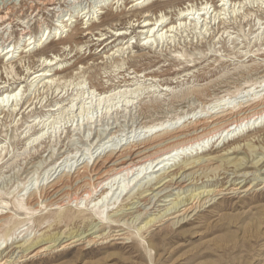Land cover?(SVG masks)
I'll return each mask as SVG.
<instances>
[{"label": "rangeland", "instance_id": "rangeland-1", "mask_svg": "<svg viewBox=\"0 0 264 264\" xmlns=\"http://www.w3.org/2000/svg\"><path fill=\"white\" fill-rule=\"evenodd\" d=\"M133 1L0 0V14H8L7 19L2 24L0 23V45L3 44L0 46V52L2 48L9 46L10 42L14 43L15 40H20L18 46L24 50L23 32H31L28 37L39 40L43 31H54L56 25L58 26L59 22L67 15L65 19L75 18L74 20H77L73 24L75 27L73 25L69 27L68 35L65 33L60 40L51 36L43 48L34 50L30 56H18L13 60L18 76L27 74L28 70L25 68H31L33 72L38 70L41 65L39 62L41 55L50 58L52 55L60 54V60L63 61L65 67L63 65L57 71L60 75L58 76L62 78L61 83L57 82L54 86L47 88L46 85L37 83L23 97L21 104L26 103V105L20 113L18 111L16 113L11 112L8 115L7 112L11 109L9 106L6 113L2 114L4 117L0 115V147L3 145L5 148L3 156L7 155L0 166V194L2 197L6 198L11 191H16L15 193L18 194L22 190L23 184H26V187L33 191L37 188L38 183L43 184L42 182H45L50 169L62 163L57 175L64 170L70 171L71 166H74L71 171L74 172L77 165L88 160L91 164L100 153L103 152L104 154L112 147L116 148L114 142L118 144L117 139H122V144L142 139L144 134L141 137L134 138V136L136 132L140 133L147 124L169 120L181 113L199 109L203 102L223 96L247 80L264 79V30L260 29L264 26V0L249 2L245 9H239L238 6L236 8L233 6L232 9V6H227L228 11L226 10L225 15L221 17L224 18V20L220 19L221 21L219 19L213 21V14L209 20L213 21V24L210 23L213 35L211 37H207V35L202 45H197L198 32L193 33V30H189L191 28L187 27L179 30V34L175 32L170 44L165 43L164 46L163 43H160L161 45L158 42V44L155 43L156 46L154 45V47L156 48L151 52L138 47L141 43L140 40L144 38L136 31V28L142 26L141 23L145 19L142 14L143 11L149 10L154 14V17L158 16L161 11L167 12L169 18H173L174 21L177 18L179 8H185L188 6L187 4L190 6L192 3L195 7H199L201 3L207 2V0H151L149 5L138 10L136 8L131 9ZM170 2L173 4L168 5L167 3ZM218 2L219 0H210L209 3L215 9ZM97 9L100 10L97 11ZM238 9L237 13H241L240 16L239 13H236ZM248 12L251 14H247ZM246 15L248 16L247 19L244 18ZM88 19H91L89 23L87 22ZM130 22L136 25L135 29L129 31V34L133 32L131 37L135 38L131 41L137 42L134 45L135 49L128 50L125 56H113L114 59L113 57H109V60L105 59L106 54L111 55L113 51L117 50V47H114L115 44H113L103 50L106 45L94 41L95 37L101 35L112 37L111 32L113 30L129 29L131 27ZM225 28H227L228 33H224ZM87 33L91 34L87 36ZM72 36H75L73 40H71ZM234 36L235 40H238L237 44H233L231 39L232 37L234 39ZM199 37L202 38L203 36L199 35ZM129 39L130 37H127L124 44ZM228 39L230 40L228 41ZM61 43L69 45L67 50H62ZM182 48L192 56L182 57V59L180 56H171L174 50ZM216 50L218 55L222 56H213L216 54ZM228 50L231 52L228 53ZM247 51L251 56L249 54L246 56ZM204 52L209 55L203 56L202 53ZM158 53L162 56H159ZM229 54L231 55L226 56ZM20 58L23 59L21 60L24 63H19ZM3 62L1 56L0 83L7 81L12 83L13 80L11 79L17 78L16 73L8 75L3 67ZM23 66L26 67L23 68ZM125 80H130L134 85L140 83V87L144 89L143 92L137 95L129 93L125 97H117L110 103L99 105L97 93L123 85ZM78 84H81V87ZM93 86L98 90L94 96L91 94L94 90ZM162 86H169L168 92H162ZM146 87H148L147 90ZM78 95L82 98L80 97L81 99L76 101L75 108L72 112H66L67 106ZM154 95L159 96V101L152 100ZM126 100L133 101L132 106L129 105L128 109ZM83 104L89 107V112L80 115ZM28 107L29 109L26 110ZM49 110L55 112H49ZM201 115L198 114V116ZM88 118H92L91 121ZM37 122L39 125H34ZM50 122L56 124L53 125ZM42 129H44L46 137L37 142L36 145L32 142L33 140L30 144L28 139H34L35 134ZM248 133L251 137L240 143L241 148L245 146L242 153L247 151L246 145L248 143L256 147L264 146V132L256 135H252L253 131L250 129L244 132V134ZM114 136L117 139L115 138L116 140L112 143L111 139ZM128 137L130 139L126 140ZM28 144L30 145L29 148L27 147ZM223 145L222 142L216 143L212 153L219 156L233 153L232 149L223 151L229 147L226 144L225 147H222ZM120 148L121 145L118 149ZM102 149H106V151H101ZM218 151L220 152L216 153ZM257 153H262V151H257ZM235 156L230 155L229 157ZM91 157L93 159H90ZM251 166L252 164L248 165V167ZM232 170L229 168L225 174L221 172L219 176L214 178L201 179L204 175L201 176L199 173L195 176L193 186L186 189L189 192H185L183 196L197 187L208 186V188L226 189L230 185L236 184L233 180L235 175ZM255 170L248 169L247 171L255 172ZM250 175L244 184L249 185L253 182L254 174ZM36 180L38 181L36 182ZM257 183L256 181L255 185ZM29 189L28 191H30ZM136 190L134 193L137 192ZM25 193L23 192L22 195ZM220 196L222 199L216 205L200 213L202 216L200 219L187 222L178 229L177 233L169 234L162 240L155 239L152 249L139 246L136 243L112 249L107 243L96 245L85 252H81V247L75 246L69 250L51 254L50 252L45 253L21 264H264V188L262 187L261 190V187L257 185L246 196L241 194L245 197L239 199L238 196H231V198H229L230 195ZM173 198L171 197L169 200ZM170 203L158 202L157 205H164L151 210V214L159 215L166 208L165 205ZM91 224L94 222L77 223L69 228L63 227L52 230L46 235L50 237L62 233L64 230L68 233L69 231L82 233L88 231L92 226ZM164 226L155 230L153 235H159L160 230L165 228ZM64 236L69 237L68 234Z\"/></svg>", "mask_w": 264, "mask_h": 264}, {"label": "bare ground", "instance_id": "bare-ground-1", "mask_svg": "<svg viewBox=\"0 0 264 264\" xmlns=\"http://www.w3.org/2000/svg\"><path fill=\"white\" fill-rule=\"evenodd\" d=\"M253 1L263 0H240L236 2L219 0L218 6L215 9L213 8L214 6L210 5V0L201 3L199 7H195L194 3L190 6L186 3L187 7L177 10V18L174 21L172 20L173 18H169L167 12L161 11L158 16L154 17V14L149 10L143 11V18L145 19L141 23L142 26H138L136 31L144 38L140 40L141 43L138 47L143 50H150L151 52L156 48L154 47L155 43H159V45H161L160 43H163V45L165 43L170 44L173 34L175 32L179 34V30L187 27L191 28L189 30H193V33L198 32L200 36H203L201 38L197 35L198 37L196 38L198 40L197 45H202L207 35V37L213 35L210 23L214 19L224 20L221 17L225 15L227 6H232V9L233 6L234 8L238 6L239 9H245V6ZM150 3L151 0H134L131 9L136 8L138 10ZM167 4L172 5L173 2ZM212 8L213 10H211ZM239 9L236 10V13ZM99 10L97 9V11ZM100 14L103 13L100 12ZM213 14V21H209ZM240 14L238 15L240 16ZM247 14L251 13L248 12ZM7 15L0 14L1 24L7 19ZM247 17L246 15L244 18L247 19ZM65 18L61 19L62 21L59 22L58 26L56 25L54 31L48 30L47 32L45 29L46 31H43L39 40H36L34 37H28L31 32H23L22 42H25L24 50H21L18 46L20 40H15L14 43L12 42L13 44L10 42L9 46L2 48L0 57L2 56L3 58V67L7 74L12 75L16 73V67L13 62L16 57L30 56L34 50L43 48L51 36H54V39L60 40L65 33L68 35L70 32L69 27L77 20H74L75 18ZM89 21L91 19L87 20L88 23ZM133 24L135 23L130 22L131 27L129 29L113 30L111 32L113 34L112 37H103V35L95 37L94 41L102 42V44L106 45L103 50H106L108 46L113 44H115L114 47H117V50L113 51L111 55L106 54L105 59L113 56H125L128 50L135 49L134 45L137 42L131 41L135 39L131 37L133 32L129 34V31L136 27ZM260 29L264 30V26ZM224 33H228L227 28H225ZM90 34L87 33V36ZM66 36L64 37L66 38ZM75 36H72L71 40ZM127 37H130V39L124 44ZM231 39L233 40V44H237L238 40H235V36L234 39L233 37ZM121 40L123 41L121 42ZM1 45L3 44L1 43ZM68 46L67 43H61L60 45L64 51L67 50ZM155 50L157 51L158 49ZM229 52L231 51L228 50ZM202 54L203 56L209 55L205 52ZM248 54L249 52L246 53V56ZM158 55L162 56L159 53ZM171 56H180L182 59V57H190L192 55L182 48L174 50ZM213 56L222 55H218L217 51ZM21 59H19L20 64L24 63L22 62L23 59ZM39 62L41 65L38 70L33 72L31 68H25V70H28L27 74L18 76L16 73L17 78L11 79L13 80L12 83L9 81L0 83V115L5 114L9 106L11 109L8 110V115L11 112L16 113L18 111L20 113L26 105V103L21 104L23 97L37 83L46 85V88L54 86L57 82L61 83L62 78L59 77L60 75L57 71L64 63L60 60V54L52 55L50 58L41 55ZM189 62L191 63V61ZM26 66H23V68ZM81 84L78 85L81 87ZM139 84L134 85L130 80H125L123 85L109 91L99 92V94L97 93L98 90L93 86L94 90L91 94L94 96L97 93L99 105L102 103L107 104L114 100V98H122L129 93L135 95L141 94L144 89ZM169 88V86H162V92H168ZM80 97L78 95L72 100L70 105L67 106L66 112H72L76 101L82 98ZM153 99L159 101V96L154 95L152 96ZM132 102L127 101V109ZM28 109L29 107L26 110ZM50 111L55 112L54 110ZM87 112H89V107L83 104L80 115ZM198 114L202 115L198 116ZM91 119L88 118L89 121ZM52 123L53 125L56 124L55 122ZM35 124L37 125L38 122ZM44 129L36 133L34 139H28L29 143L33 140L32 142L36 145L37 142L42 141L46 137ZM248 129L253 131L252 135L264 132V79L257 81L247 80L233 91H228L223 96L203 102L202 107L199 109L181 113L169 120L147 124L142 128L140 133L136 132V135L134 134V138L137 136L141 137L144 134V137L136 142L128 141V143L122 144L123 140L117 139L114 136L111 142L113 143L114 140H118V144L114 142L116 148L112 147L111 150L104 154L103 152L98 153L99 155L92 162L93 164L91 163L92 166L88 160L81 165L76 164L74 172H71L74 167L71 166L70 171L64 170L57 175L62 163L57 167L53 166L54 168L50 169L46 177L47 179L45 178L46 180H44L45 182H42L43 184L38 183L37 188L33 191L29 187H26V184H23V188L18 194L15 193L16 191H11L7 194L6 198L0 194V264H21L45 253L50 252L51 254L69 250L75 246H80L81 252H85L96 245L107 243L110 244L112 249L131 243L152 249L155 239L162 240L169 234L177 233L178 229L187 222L200 219L202 217L200 213H203L205 209L213 207L222 199L220 195H223V197L224 195H230L229 198L231 196H238L237 198L239 199L249 194L257 185L262 190V187L264 188V176H261L264 175V146L256 147L248 143L246 145L247 151L242 153L245 146L241 148V141H246L251 137L249 133L244 134ZM129 139L128 137L126 140ZM218 142L219 144L220 142L224 143L222 147L226 145L230 147L225 148L223 151L232 149L233 153L230 152L225 156L214 155L212 150ZM120 145L121 148L118 149ZM28 146L30 145L28 144ZM106 149H102L101 151H106ZM209 149L211 150L208 151ZM26 150L28 149L26 148ZM260 150L262 153H257ZM4 153L5 148L2 145L0 147V166L2 165V161L7 157V155L3 156ZM230 155L236 156L229 157ZM93 157L90 159H93ZM249 164H252V166L248 167ZM229 168L233 169L232 171L235 175L233 180L236 184L230 185L226 189L218 187L208 188V186L197 187L189 194L183 196L185 192H189L186 189L193 186L192 183L195 181V176L199 175V173L201 176L204 175L201 179L214 178L219 176L221 172L225 174ZM248 169L256 170L255 172H249L247 171ZM250 174H254L253 182L249 185L244 184ZM256 181L258 182L257 185H255ZM135 190L137 191L136 193H134ZM23 192L26 193L22 195ZM241 194H245V196H241ZM171 197L174 198L169 200ZM160 199H163V201H160ZM158 202L171 203L165 205L166 208H163L164 210L159 215H152L151 210L164 205H157ZM245 203L247 202L245 201ZM89 222H94V224H91L92 226L88 231L82 233L76 231H69L68 233L64 230L62 233L50 237L46 235L55 229L69 228L77 223ZM46 224L48 225L45 226ZM161 226L165 228L160 230L159 235H153V232ZM65 234H68L69 237H65Z\"/></svg>", "mask_w": 264, "mask_h": 264}]
</instances>
